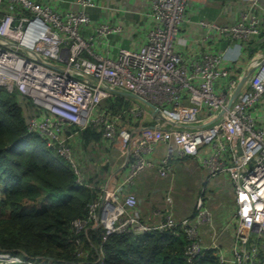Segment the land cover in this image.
Instances as JSON below:
<instances>
[{
    "label": "built area",
    "instance_id": "2783aa9c",
    "mask_svg": "<svg viewBox=\"0 0 264 264\" xmlns=\"http://www.w3.org/2000/svg\"><path fill=\"white\" fill-rule=\"evenodd\" d=\"M190 1L149 0L145 15L151 28L146 40L124 47L112 40L123 24L111 16L127 11L119 5L97 0H0V86L20 97L25 133L42 139L63 159L76 183L98 189L86 215L70 222L75 232L99 229L105 238L113 233L168 231L185 237L182 256L187 264L210 250L217 264H261L264 48L247 57L244 49L253 37L264 36V6L260 0H224L226 10L238 8L239 13L218 24L188 16ZM89 9L105 14L95 20ZM191 20L203 29L193 44L180 30ZM219 41L224 43L221 50ZM117 95L128 100L124 111L102 108L104 100ZM88 126L101 132L94 152L82 147L79 137ZM93 155H98V165H107L104 172L96 162L90 163ZM182 156L196 159L208 178L223 176L230 182L234 207L220 229L212 227L202 191L189 217L160 210L151 213L153 220L142 217L130 190L134 177L153 167L166 176L171 161ZM166 198L169 202L170 196ZM203 225L212 228L210 243L201 239ZM227 233L232 240L223 249L217 241ZM93 249L97 257L86 264H102L101 244ZM15 262L58 264L0 253V264Z\"/></svg>",
    "mask_w": 264,
    "mask_h": 264
},
{
    "label": "trees",
    "instance_id": "16d2710c",
    "mask_svg": "<svg viewBox=\"0 0 264 264\" xmlns=\"http://www.w3.org/2000/svg\"><path fill=\"white\" fill-rule=\"evenodd\" d=\"M19 100L15 91L0 86V253L58 264H86L97 257L93 246L101 244L102 264H187L182 256L185 237H173L168 231H148L140 236L113 233L105 238L99 229L75 232L70 222L86 215L98 189L76 183L63 159L42 139L25 133L24 108ZM127 104L128 100L117 95L104 100L102 108L122 112ZM79 137L82 147L94 152L101 132L88 126ZM93 162L101 171L107 169L106 164ZM41 192L62 198L51 207L24 211L27 196L34 201L41 198ZM81 250L84 256L78 254ZM208 253L193 264H217L213 251Z\"/></svg>",
    "mask_w": 264,
    "mask_h": 264
},
{
    "label": "crops",
    "instance_id": "0c3cea01",
    "mask_svg": "<svg viewBox=\"0 0 264 264\" xmlns=\"http://www.w3.org/2000/svg\"><path fill=\"white\" fill-rule=\"evenodd\" d=\"M97 1L119 5L127 9L126 12H119L111 16L112 21L118 19L123 24L122 32L112 36V40L116 44L124 47H137L146 40L151 28V22L145 15L149 0ZM260 1L264 6V0ZM223 2L224 0H191L186 14L193 19L211 20L218 24H225L237 17L239 9L226 10L223 7ZM88 12L95 20L105 14L104 11H98V9H89ZM119 15L120 17L116 18ZM180 30L181 35L185 36L190 44H193L194 39L203 33L202 27L194 20L184 22ZM223 45L222 41L216 44L219 50ZM261 48H264V36L253 37L248 47L244 49L245 57ZM260 101H262L264 109V96ZM130 190L138 199L142 217L147 220H153L151 213L155 210H160L163 213L171 211L177 218L189 217L193 212L194 201L199 191H202L205 201L211 209L214 229H220L234 207L232 187L228 179L223 176L208 178L206 168L191 156L174 158L166 176H160L155 167L141 170L134 177ZM166 196H170L169 202ZM211 233V227L206 225L201 227L200 236L204 243H210ZM231 240V235L227 233L224 238L217 241V244L223 249H227ZM261 264H264V252H262Z\"/></svg>",
    "mask_w": 264,
    "mask_h": 264
},
{
    "label": "rangeland",
    "instance_id": "374dc122",
    "mask_svg": "<svg viewBox=\"0 0 264 264\" xmlns=\"http://www.w3.org/2000/svg\"><path fill=\"white\" fill-rule=\"evenodd\" d=\"M101 158H103V156ZM94 160H99L98 155H93L90 163L93 164ZM38 190H40V189L38 188ZM34 193H36V192H34ZM40 196H41V198L39 196H37V199L34 201L28 200L30 198V196H27L26 202H28V203L27 204L25 203L26 204V205L24 204L25 206L23 205V208H24L23 210L34 212V211L39 210V209L41 210V208L45 209V207L47 208V207H51V206L55 205L58 202V200L60 198H62L61 196L56 195V194L43 196L42 192L40 193ZM42 197H45V198L42 199Z\"/></svg>",
    "mask_w": 264,
    "mask_h": 264
},
{
    "label": "water",
    "instance_id": "95a60500",
    "mask_svg": "<svg viewBox=\"0 0 264 264\" xmlns=\"http://www.w3.org/2000/svg\"><path fill=\"white\" fill-rule=\"evenodd\" d=\"M241 83H242V81L238 83V86H237L236 90L234 91L232 97H234V96L236 95L237 91L239 90V87H240ZM119 92H120L121 94H123V95L129 96V97H132V98H138V97H136L135 95H132V94H130V93H128V92H124V91H119ZM138 99H139L141 102H143L145 105H148V106L151 107V108L153 107L148 101H146V100H144V99H141V98H138Z\"/></svg>",
    "mask_w": 264,
    "mask_h": 264
}]
</instances>
